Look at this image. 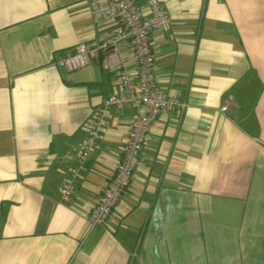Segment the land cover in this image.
Listing matches in <instances>:
<instances>
[{
	"label": "crops",
	"instance_id": "obj_1",
	"mask_svg": "<svg viewBox=\"0 0 264 264\" xmlns=\"http://www.w3.org/2000/svg\"><path fill=\"white\" fill-rule=\"evenodd\" d=\"M104 1L0 0V264H264V0H159L154 74L183 106L149 126L121 199L90 227L136 115L107 107L80 159L119 89L100 45L121 21L91 13ZM79 44L96 57L58 66ZM115 47L135 72L130 37Z\"/></svg>",
	"mask_w": 264,
	"mask_h": 264
},
{
	"label": "built area",
	"instance_id": "obj_2",
	"mask_svg": "<svg viewBox=\"0 0 264 264\" xmlns=\"http://www.w3.org/2000/svg\"><path fill=\"white\" fill-rule=\"evenodd\" d=\"M138 1L106 0L95 4L91 10L95 18L115 16L121 21V25L113 29L114 40L100 45L104 51L101 65L105 70L116 72L119 89L108 95L103 100V107L97 108L91 116L80 159L84 160L94 152L107 107L122 108L133 103L136 105V115L130 125L114 174L91 210L90 227L105 223L121 199L139 161L149 126L161 111L183 106L176 97L159 87L154 74L155 57L150 36L153 31L165 28L169 20L168 13L159 0H142L144 7H140ZM124 37H130L131 40L137 63L135 72L123 67L115 47V39ZM96 52L97 47L79 44L74 53L58 59L57 65L72 71L89 64L96 57ZM227 107L225 105L221 109L226 110ZM72 172L75 174L77 170L73 169ZM72 189V181L66 179L60 187L62 199L67 200L72 194Z\"/></svg>",
	"mask_w": 264,
	"mask_h": 264
},
{
	"label": "trees",
	"instance_id": "obj_3",
	"mask_svg": "<svg viewBox=\"0 0 264 264\" xmlns=\"http://www.w3.org/2000/svg\"><path fill=\"white\" fill-rule=\"evenodd\" d=\"M1 213H2V208H1Z\"/></svg>",
	"mask_w": 264,
	"mask_h": 264
}]
</instances>
